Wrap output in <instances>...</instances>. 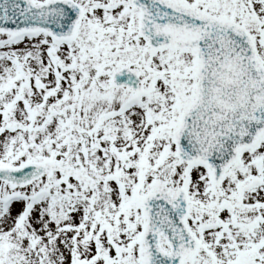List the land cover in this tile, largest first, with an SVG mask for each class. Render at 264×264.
<instances>
[{
    "label": "snow or ice",
    "instance_id": "snow-or-ice-1",
    "mask_svg": "<svg viewBox=\"0 0 264 264\" xmlns=\"http://www.w3.org/2000/svg\"><path fill=\"white\" fill-rule=\"evenodd\" d=\"M0 264H264V0H0Z\"/></svg>",
    "mask_w": 264,
    "mask_h": 264
}]
</instances>
